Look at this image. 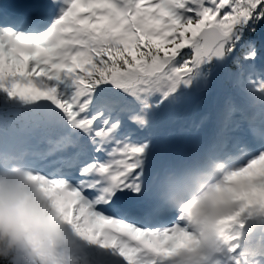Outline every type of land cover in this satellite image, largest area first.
I'll return each instance as SVG.
<instances>
[{
	"label": "trees",
	"instance_id": "trees-1",
	"mask_svg": "<svg viewBox=\"0 0 264 264\" xmlns=\"http://www.w3.org/2000/svg\"><path fill=\"white\" fill-rule=\"evenodd\" d=\"M8 237L0 230V264H14Z\"/></svg>",
	"mask_w": 264,
	"mask_h": 264
}]
</instances>
